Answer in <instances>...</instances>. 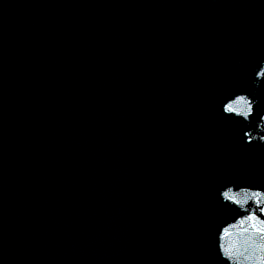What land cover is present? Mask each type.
<instances>
[{
  "label": "water",
  "instance_id": "obj_1",
  "mask_svg": "<svg viewBox=\"0 0 264 264\" xmlns=\"http://www.w3.org/2000/svg\"><path fill=\"white\" fill-rule=\"evenodd\" d=\"M264 0H185L119 264H218L213 237L233 211L225 183L264 187V144L244 132L264 112ZM258 96L251 126L222 114L225 93Z\"/></svg>",
  "mask_w": 264,
  "mask_h": 264
},
{
  "label": "clouds",
  "instance_id": "obj_2",
  "mask_svg": "<svg viewBox=\"0 0 264 264\" xmlns=\"http://www.w3.org/2000/svg\"><path fill=\"white\" fill-rule=\"evenodd\" d=\"M253 84H264V60L253 69ZM222 114L251 126L260 104L258 96L248 91L225 93L221 99ZM245 143L264 144V112L259 114L255 127L244 132ZM221 203L233 209L230 215L220 219L213 237V252L218 264H264V187L225 183L219 190Z\"/></svg>",
  "mask_w": 264,
  "mask_h": 264
}]
</instances>
